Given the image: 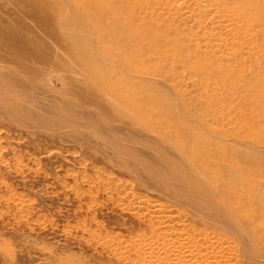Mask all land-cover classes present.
<instances>
[{
	"label": "rangeland",
	"instance_id": "obj_1",
	"mask_svg": "<svg viewBox=\"0 0 264 264\" xmlns=\"http://www.w3.org/2000/svg\"><path fill=\"white\" fill-rule=\"evenodd\" d=\"M262 197L264 0H0V264H170L156 211L240 249Z\"/></svg>",
	"mask_w": 264,
	"mask_h": 264
},
{
	"label": "bare ground",
	"instance_id": "obj_2",
	"mask_svg": "<svg viewBox=\"0 0 264 264\" xmlns=\"http://www.w3.org/2000/svg\"><path fill=\"white\" fill-rule=\"evenodd\" d=\"M208 15V14H207ZM206 21V20H205ZM201 28V27H200ZM209 120V119H208ZM207 124V123H206ZM182 131V130H181ZM203 138V137H202ZM183 140H185L183 138ZM202 140V139H201ZM189 141V140H187ZM191 148V147H190ZM193 149V148H192ZM206 149V148H205ZM190 150V149H189ZM208 150V149H207ZM214 151V150H213ZM209 152V151H208ZM207 152V153H208ZM204 153V152H203ZM210 154V153H209ZM211 155V154H210ZM205 156V155H204ZM210 158V157H209ZM218 159V158H217ZM215 160V159H214ZM220 161V160H218ZM229 161V160H228ZM165 162V161H164ZM173 163V162H172ZM217 163V162H215ZM223 163V161H222ZM234 163V162H233ZM167 164V163H165ZM181 164V163H180ZM232 164V163H231ZM254 165V163H252ZM169 165V164H168ZM224 166V165H223ZM234 166V165H233ZM238 167V166H237ZM254 168V166H253ZM166 169V167H165ZM225 169V168H224ZM228 169V168H227ZM236 169V168H235ZM167 170V169H166ZM226 170V169H225ZM174 171V170H173ZM156 174V170L154 171ZM175 172V171H174ZM187 172V171H186ZM185 172V173H186ZM159 173V172H158ZM172 173V172H171ZM225 173V172H224ZM173 176V175H172ZM233 177V173L231 175V178ZM210 180V179H209ZM208 180V181H209ZM240 180V178H239ZM159 181V180H158ZM165 181V180H164ZM211 181V180H210ZM160 182V181H159ZM189 182V181H188ZM213 182V181H212ZM244 183V182H243ZM171 187V186H170ZM179 187V186H178ZM169 188V187H168ZM187 188V187H186ZM185 192V191H184ZM250 192V191H249ZM162 193V192H161ZM179 193V192H178ZM243 193V192H242ZM240 194V193H239ZM254 194V193H253ZM252 195V194H251ZM238 197V196H237ZM239 198V197H238ZM263 198V197H262ZM181 199V198H180ZM183 199V198H182ZM181 199V200H182ZM192 199V198H190ZM223 199V198H222ZM235 199V198H234ZM264 199V198H263ZM185 201V199H183ZM217 200V197L215 194H209V201L213 204ZM227 200V199H225ZM229 200V199H228ZM261 200V198H260ZM154 201V200H152ZM190 201V200H189ZM242 201V200H241ZM240 201V202H241ZM138 202V201H137ZM135 202V203H137ZM147 202V201H146ZM156 202V201H154ZM168 202V201H167ZM191 202V201H190ZM233 202V201H232ZM244 202V201H242ZM241 202V203H242ZM148 203V202H147ZM152 204V202H150ZM248 203V202H247ZM154 204V203H153ZM156 204V203H155ZM228 204V202H227ZM260 204V203H259ZM136 205V204H135ZM138 205V204H137ZM158 205V204H157ZM197 205V204H196ZM200 206V205H199ZM251 206V205H249ZM198 207V206H197ZM201 207V206H200ZM154 208V207H152ZM151 208V209H152ZM156 208V207H155ZM154 208V209H155ZM158 208V206H157ZM242 208V206H241ZM149 209H150V204H149ZM148 209V211H149ZM164 209V208H161ZM202 209V208H201ZM240 207L238 204L231 206L230 208L227 209L228 214H235V217L237 218L240 216ZM166 210V209H165ZM137 211V210H136ZM147 211V212H148ZM167 211V210H166ZM165 211V212H166ZM201 211V210H200ZM207 211V210H206ZM205 211V212H206ZM244 211V210H242ZM164 211H162L163 213ZM170 212V211H169ZM204 212V211H203ZM223 212L226 214V211L223 210ZM248 212V210H247ZM246 212V213H247ZM259 212V211H258ZM168 213V212H166ZM178 213V212H177ZM218 213V212H216ZM155 215V220H158L159 226L160 224H163L164 227H161L159 229H156L157 233L163 231L164 233H167L169 238L173 241L176 240L175 242L179 243V247H175V243L173 242L171 244L170 249L168 248L166 251L169 256L167 259L170 262V264H254L255 259H264V251H261L260 248L262 246V241L264 239H260L259 236V229L258 226L255 225V223L250 224L249 228V238L246 240L244 245H240L241 248H234V246L231 248L224 244L223 240V235L217 232H209L208 230L205 229L198 231L196 234H185L183 231H177L174 229V227H171L173 224L177 223V220L174 219L172 216H159V213L156 211L154 213ZM258 214V213H257ZM166 215V214H164ZM204 217L206 218L209 222H212V224H216L218 226H222L224 224H228V220L225 219V222H223V217H219L218 215L210 214V213H204ZM178 216V215H177ZM179 217V216H178ZM146 218V217H145ZM157 218V219H156ZM239 219V218H238ZM242 219V218H241ZM244 219V218H243ZM247 219V218H246ZM245 219V220H246ZM250 219V218H249ZM260 219V218H259ZM255 220V219H254ZM257 220V219H256ZM193 221V220H192ZM240 221V220H239ZM252 221V219L250 220ZM182 222V221H179ZM195 222V221H194ZM264 222V220H263ZM193 223V222H192ZM197 223V222H196ZM195 223V225H196ZM199 223V222H198ZM224 223V224H222ZM245 223V221L243 222ZM247 223V222H246ZM171 224V225H170ZM200 224V223H199ZM197 226V225H196ZM171 227V228H170ZM203 227V225H202ZM263 229V226H262ZM210 230H213L210 228ZM222 231V230H221ZM220 232V230H219ZM262 234V233H261ZM231 236V235H230ZM257 236V237H256ZM257 238V239H255ZM260 239V240H259ZM231 240V239H230ZM260 241V242H259ZM231 246V244H230ZM162 250V249H161ZM160 250V251H161ZM263 250V249H262ZM161 254V253H160ZM162 255V254H161ZM174 257V258H172ZM260 262V261H259ZM256 264V263H255Z\"/></svg>",
	"mask_w": 264,
	"mask_h": 264
}]
</instances>
